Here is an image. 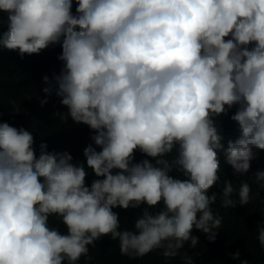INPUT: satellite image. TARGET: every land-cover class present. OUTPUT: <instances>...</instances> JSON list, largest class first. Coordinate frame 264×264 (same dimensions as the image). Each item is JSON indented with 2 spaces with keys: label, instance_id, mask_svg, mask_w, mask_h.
I'll use <instances>...</instances> for the list:
<instances>
[{
  "label": "clouds",
  "instance_id": "obj_1",
  "mask_svg": "<svg viewBox=\"0 0 264 264\" xmlns=\"http://www.w3.org/2000/svg\"><path fill=\"white\" fill-rule=\"evenodd\" d=\"M75 3L0 0V50L23 59L59 45V73L43 75L37 99L55 93L67 111L54 114L91 141L83 160L44 141L37 155L32 132L0 120V264L91 261L103 236L129 258L159 250L165 264H192L180 250L196 248L194 229L216 240L217 199L247 205L264 190V168L252 170L264 152V0ZM221 117L238 132L226 142ZM221 157L259 190L221 180ZM117 208L139 209L131 227ZM257 230L264 247V221Z\"/></svg>",
  "mask_w": 264,
  "mask_h": 264
},
{
  "label": "trees",
  "instance_id": "obj_2",
  "mask_svg": "<svg viewBox=\"0 0 264 264\" xmlns=\"http://www.w3.org/2000/svg\"><path fill=\"white\" fill-rule=\"evenodd\" d=\"M75 6L73 0V12ZM6 29L5 24L0 31ZM60 51L59 45L50 46L39 54H25L21 59L16 51L0 50V120L7 121L13 126H23L32 132L37 155L38 145L44 141L48 145V151L61 152L69 149L74 153H71L74 159L83 160L82 150L91 143L89 128L74 123L70 118L66 123L61 122L54 113L66 112L67 109L60 105L55 93L47 97L48 102L43 106L37 99V96L43 99L46 95L41 90L43 75L47 74L51 78L54 72L59 73L61 62L56 57ZM9 100H15V108L18 111L13 109ZM220 119L223 121L222 134L225 142L228 138H235L238 135L235 123L227 117ZM136 158H141L139 152ZM258 168H264V152H260L259 159L252 161V170ZM219 175L221 180L230 179L237 188L241 180L247 179L253 193L259 190L251 180V172L246 176H233L231 167L224 164L222 157ZM91 179L93 176L89 175L87 182L90 183ZM213 191H219V188L214 186L209 190V194ZM259 192V197L253 198L247 205H239L238 197L234 196L237 201L236 206L224 208L217 199L212 208L223 219L216 240L210 242L204 234L194 229L193 234L199 237V243L195 249H190L186 243L180 250L181 253L191 256L192 264H240L241 260H247L248 264H264V247H261L257 239V225L264 221V190ZM114 210L120 214L122 227H131L132 221L139 212V209ZM50 224L54 227L58 226L55 217H50ZM60 227L63 231V226ZM236 251L240 252L239 260H233L229 255ZM89 255L92 257L91 261H87L82 256L78 264H165L159 250L135 259L121 255L118 241L112 240L110 236H103L94 247L90 246ZM167 264H183V262L177 256Z\"/></svg>",
  "mask_w": 264,
  "mask_h": 264
}]
</instances>
